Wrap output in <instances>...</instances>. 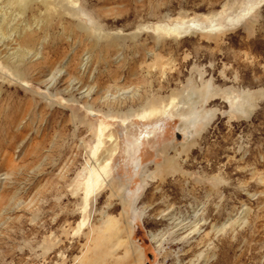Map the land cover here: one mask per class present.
I'll use <instances>...</instances> for the list:
<instances>
[{"label": "rangeland", "instance_id": "obj_1", "mask_svg": "<svg viewBox=\"0 0 264 264\" xmlns=\"http://www.w3.org/2000/svg\"><path fill=\"white\" fill-rule=\"evenodd\" d=\"M0 264H264V0H0Z\"/></svg>", "mask_w": 264, "mask_h": 264}, {"label": "bare ground", "instance_id": "obj_2", "mask_svg": "<svg viewBox=\"0 0 264 264\" xmlns=\"http://www.w3.org/2000/svg\"><path fill=\"white\" fill-rule=\"evenodd\" d=\"M113 147H114V145H113ZM112 152V151H111ZM106 160V159H105Z\"/></svg>", "mask_w": 264, "mask_h": 264}]
</instances>
